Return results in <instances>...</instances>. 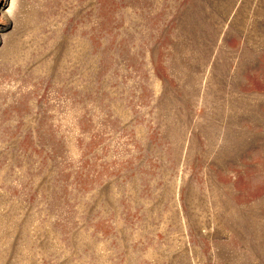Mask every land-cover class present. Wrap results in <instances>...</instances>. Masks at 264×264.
I'll list each match as a JSON object with an SVG mask.
<instances>
[{
  "label": "rangeland",
  "instance_id": "obj_1",
  "mask_svg": "<svg viewBox=\"0 0 264 264\" xmlns=\"http://www.w3.org/2000/svg\"><path fill=\"white\" fill-rule=\"evenodd\" d=\"M0 264H264V0H0Z\"/></svg>",
  "mask_w": 264,
  "mask_h": 264
}]
</instances>
